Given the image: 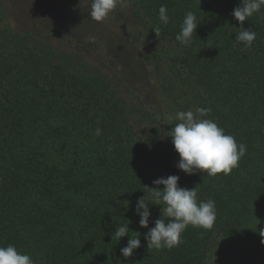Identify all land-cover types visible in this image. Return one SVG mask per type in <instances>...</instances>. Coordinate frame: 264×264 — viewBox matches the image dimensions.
<instances>
[{
	"label": "trees",
	"instance_id": "obj_1",
	"mask_svg": "<svg viewBox=\"0 0 264 264\" xmlns=\"http://www.w3.org/2000/svg\"><path fill=\"white\" fill-rule=\"evenodd\" d=\"M25 3L0 0V246L36 264H264V8L243 23L257 33L245 48L241 0H128L103 26L89 0H38L35 13ZM188 11L200 24L182 46ZM196 108L247 146L229 175L176 166L173 118ZM170 175L215 200L216 224L147 249L162 206L149 205L143 228L137 200L154 203L148 188ZM126 224L141 241L129 258V237L111 240Z\"/></svg>",
	"mask_w": 264,
	"mask_h": 264
},
{
	"label": "clouds",
	"instance_id": "obj_2",
	"mask_svg": "<svg viewBox=\"0 0 264 264\" xmlns=\"http://www.w3.org/2000/svg\"><path fill=\"white\" fill-rule=\"evenodd\" d=\"M127 2L128 0H89L88 16L96 22H103L117 8L126 7ZM262 8H264V0H241L240 5L232 12V16L241 25V31L236 33L235 40L242 43L245 48L252 46L257 33L252 29L243 28V23L254 14L261 12ZM158 15L160 23L166 26L169 23V15L165 5L160 6ZM199 24L195 13L188 11L175 39L182 46H190ZM153 30L159 36L160 28L156 27ZM90 39L94 40V38ZM209 112L210 109L196 108L194 111H179L173 118L178 123L174 124L169 136L172 138L174 150L180 157L176 166L185 174L203 172L208 176L221 173L229 175L233 169L239 167L240 160L247 153L245 144L237 143L236 138L226 134L215 121L204 118ZM94 135H101V129L96 128ZM179 179L177 175L156 179L153 184L164 187L162 190L159 187L148 188L154 203L147 202L145 196L137 200L135 212L140 217L139 225L143 228L149 227L151 216L149 205L162 206L161 217L155 220V226L145 234L147 249L171 250L183 243L182 233L189 226L212 229L216 224L215 200H198L197 186L192 189L180 187ZM130 231L136 235L130 236ZM125 236L129 239L120 252L124 258H129L141 247L140 233L130 230L129 224H126L116 227L111 240L115 238L119 242ZM0 264H36V262L30 254L22 253L15 245L9 244L0 246Z\"/></svg>",
	"mask_w": 264,
	"mask_h": 264
},
{
	"label": "rangeland",
	"instance_id": "obj_3",
	"mask_svg": "<svg viewBox=\"0 0 264 264\" xmlns=\"http://www.w3.org/2000/svg\"><path fill=\"white\" fill-rule=\"evenodd\" d=\"M84 1L85 0H80V2L81 3H84ZM26 2L27 3H25L26 5H27V8H28V10H30V8L31 7H29V6H32V7H36V4L38 3V0L36 1V0H26ZM54 2V1H53ZM85 4H86V2H85ZM52 6H54L53 4H52ZM55 6H57V4L55 5ZM88 4H86L85 5V10H87L88 11ZM32 9V8H31ZM35 9V8H34ZM33 10V9H32ZM36 10V9H35ZM33 13H35V11L33 10ZM94 22H96V21H94ZM98 25H100V26H103L104 24H103V22H96ZM18 29H22V26H18L17 27ZM263 220H264V218H263ZM213 261L214 260H211V261H209L207 264H213Z\"/></svg>",
	"mask_w": 264,
	"mask_h": 264
}]
</instances>
